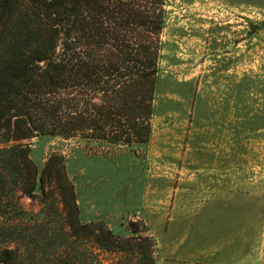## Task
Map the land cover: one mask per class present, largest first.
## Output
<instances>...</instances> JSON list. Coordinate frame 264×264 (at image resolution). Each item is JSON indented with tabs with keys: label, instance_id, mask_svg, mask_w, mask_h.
Listing matches in <instances>:
<instances>
[{
	"label": "rangeland",
	"instance_id": "rangeland-1",
	"mask_svg": "<svg viewBox=\"0 0 264 264\" xmlns=\"http://www.w3.org/2000/svg\"><path fill=\"white\" fill-rule=\"evenodd\" d=\"M164 9L145 142L0 143L28 146L39 173L65 166L75 195L89 180L115 198L110 225L80 219L73 231L55 168L35 196L20 179L15 205L12 196L0 204L19 215H0V248L18 250V264H149L148 255L153 264H264V0H166ZM101 223L122 249L101 245Z\"/></svg>",
	"mask_w": 264,
	"mask_h": 264
},
{
	"label": "trees",
	"instance_id": "trees-1",
	"mask_svg": "<svg viewBox=\"0 0 264 264\" xmlns=\"http://www.w3.org/2000/svg\"><path fill=\"white\" fill-rule=\"evenodd\" d=\"M165 2L0 0V143L40 135L145 142ZM53 168L61 196L71 195L68 224L75 231L79 211L65 166L48 163L39 173L21 142L0 148V204L12 196L6 202L15 205L12 187L20 179L28 180L24 193L35 196ZM1 213L18 220V213ZM105 229L103 223L96 229L107 238L101 245L122 249ZM18 258V250L0 248V264H18Z\"/></svg>",
	"mask_w": 264,
	"mask_h": 264
},
{
	"label": "crops",
	"instance_id": "crops-1",
	"mask_svg": "<svg viewBox=\"0 0 264 264\" xmlns=\"http://www.w3.org/2000/svg\"><path fill=\"white\" fill-rule=\"evenodd\" d=\"M91 183H93V180H90ZM84 183V182H81ZM89 180H86L85 185L77 183L76 185V196H77V203L79 205V211H80V219L83 222H91L98 219H102L109 223V216L111 215L113 217L114 213L113 211L114 206L112 209L110 208L109 204L110 201L113 203L115 202V198H112L110 200V197L108 194L104 195H97L95 192V189H89L88 188ZM94 184V183H93ZM112 211V213L110 212ZM123 212V208L121 206V210L119 212V217L121 216V213ZM111 213V214H110ZM115 214V213H114Z\"/></svg>",
	"mask_w": 264,
	"mask_h": 264
}]
</instances>
